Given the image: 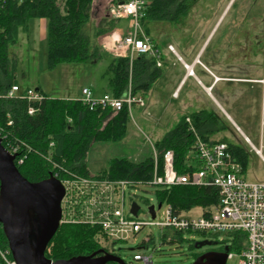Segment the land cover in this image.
<instances>
[{"label":"rangeland","instance_id":"obj_1","mask_svg":"<svg viewBox=\"0 0 264 264\" xmlns=\"http://www.w3.org/2000/svg\"><path fill=\"white\" fill-rule=\"evenodd\" d=\"M117 2L93 0L90 19L84 29L90 39L91 50L96 46L101 47V38L106 34L119 37L130 32L131 21L128 22V29L121 32L117 29L121 24L120 19H117L119 21L115 22L116 26L112 30L97 35L100 23L109 21L110 8ZM44 20L29 19L27 26L19 28L17 42L9 46L10 72L16 81L23 87L41 86L51 98L77 99L83 87L109 92L112 76L109 67L115 57L102 47L100 55L94 59L62 62L53 68L48 67V40ZM213 27L215 29L204 46ZM152 29L150 36L155 38L164 51L171 44L187 62L201 51L202 61L211 62V70L226 78L225 82L217 85L214 94L235 124L192 78L187 82L185 80L180 99L170 98L172 88L168 86H176L185 73L182 61L173 54L177 59L175 65L163 67L162 79L157 85L154 83L148 95L149 105L142 108L144 114L140 113L137 105L133 106L134 118H131L126 138L119 142H96L89 149L86 164L90 174L105 171L110 160L115 157L142 161L154 156L152 143H156L173 128L182 116L202 108H212L228 125L227 131L214 135L212 139H220L221 135L233 137L247 146L250 157L245 177L249 181L264 182V164L252 144L244 137H249L257 148H260L261 143L264 146V128L261 124L264 89L261 83L250 81L261 79L264 74V0L193 1L183 22L154 23ZM262 152L264 155V147ZM162 189L147 185L140 187L137 192L131 190V194L135 193L132 200L141 208L139 218H151L149 206L158 204V192ZM130 201L131 196L127 190V209ZM201 213V208L194 207L189 217H198ZM148 237L151 240L140 247ZM232 240L233 236L211 233L184 232L181 237H175L171 232L153 226L142 229L136 240L104 242L102 246L115 251L127 264H144L134 260L137 253L151 255L152 264H191L196 255L209 249H221L226 244L232 245ZM203 241L211 244L202 248L195 247L196 242ZM238 260L235 256L228 260V264H238Z\"/></svg>","mask_w":264,"mask_h":264},{"label":"trees","instance_id":"obj_2","mask_svg":"<svg viewBox=\"0 0 264 264\" xmlns=\"http://www.w3.org/2000/svg\"><path fill=\"white\" fill-rule=\"evenodd\" d=\"M193 1L197 0H148L140 18L146 35L152 34L154 23L183 22ZM92 5L93 0H8L1 8L0 15V94L17 83L10 72L9 46L17 42L19 28L27 26L31 18H45L48 21L49 68L62 62H84L99 56L101 47L96 46L91 50L90 39L84 32ZM117 21L119 20L109 16V21L100 23L97 35L112 30ZM150 38L161 50L155 38ZM161 59L164 61L163 56ZM162 69L157 66L155 57L146 54L137 56L132 66L127 58H114L109 67L112 73L109 93L123 95L131 80L134 91L145 95L162 75ZM30 105L39 109L33 115L28 113ZM8 113L14 121L13 126L6 128L10 138L24 141L32 147L31 151L26 150L24 162L18 165L21 174L31 182L47 179L50 173L54 175L57 170L55 163L85 175L90 174L86 157L92 145L96 142L122 141L128 134L131 121L127 106L118 111H93L77 99L51 98L47 95L46 99L36 104L27 100L0 98V120L4 125ZM187 116L192 119L198 134L204 140L226 142L236 161L242 164L246 172L250 157L247 146L233 137L221 135L220 139H212L214 135L228 130L224 119L212 108H202L182 116L173 128L154 143L159 152L160 164L163 153L173 150L178 172L185 173L197 168L195 157L191 155L195 136L186 122ZM3 145L6 146L5 142ZM153 167L154 156L142 161L115 157L110 160L105 171L96 175L109 179L148 181L153 176ZM158 197L160 201L172 204L178 211L211 206L219 200L217 189L213 186L180 185L163 188L158 192ZM230 236H233V244H226L221 250L228 247V251L240 252L245 245V235L235 232ZM102 237L103 233L97 227L62 223L49 244L46 256L56 261L92 254L102 248L117 254L102 246ZM8 249V240L0 225V264H8L1 254ZM7 258L13 259L11 252Z\"/></svg>","mask_w":264,"mask_h":264},{"label":"built area","instance_id":"obj_3","mask_svg":"<svg viewBox=\"0 0 264 264\" xmlns=\"http://www.w3.org/2000/svg\"><path fill=\"white\" fill-rule=\"evenodd\" d=\"M8 0H0L1 8ZM148 0H123L115 3L109 11L115 19H128L131 21L130 32L119 37L106 34L101 38V47L104 51L115 58H127L130 64L137 56L146 54L157 59V66L162 67V51L156 47L150 36L143 33L140 18ZM168 50L174 54L179 61L183 58L179 55L173 45ZM197 63V62H196ZM188 74H194L193 64H185ZM263 85L264 74L261 79L250 80ZM179 89L173 95L177 97ZM0 98H11L27 100L32 104L40 103L46 99V95L39 89L32 87L23 88L18 83ZM77 100L85 104L90 110H121L127 106L132 117V108L137 105L146 107V98L142 93H136L132 83L121 96L111 93L97 95L92 87H83L81 95ZM39 109L30 105L28 113L35 114ZM186 122L195 136L194 149L191 155L195 157L197 168L185 173H180L175 168V154L173 150L163 153L162 164L159 160V152L152 143L154 150L153 176L148 181L126 179H109L96 174H82L76 170H70L54 164L57 169L54 176L58 178L65 188V195L62 200V223L88 224L97 227L103 233L100 240L104 242H117L136 240L137 234L147 227H159L162 231H169L175 237L182 236L184 232L204 233L214 235H231L241 232L245 235V245L240 252L228 251V260L235 256L239 258L238 264H264V182L249 181L245 177L243 166L236 161L226 142L206 141L198 134L192 119L187 116ZM13 119L7 114L6 124L0 120V139L5 142V148L15 156L16 165H20L26 158V150L31 151L32 147L21 140H14L7 132V127L13 126ZM264 128V92H263V115L261 120ZM6 126V127H5ZM245 139L252 144L257 155L264 164L260 148L253 145L249 137ZM53 143H51V146ZM155 186L159 188H171L180 185L191 186H213L218 192L217 204L211 206H197L202 213L198 217H189L193 210L178 211L172 204L160 201L154 206L155 216L150 219H141L139 206L136 214L133 213V205L137 202L132 198L142 186ZM127 190L131 196L129 208L127 209ZM159 204L161 206L159 207ZM151 206V205H150ZM149 206V207H150ZM161 213V218L159 219ZM151 239L148 237L140 247ZM2 252V256L8 264H16ZM135 261H142L144 264H152V256L142 254L134 255Z\"/></svg>","mask_w":264,"mask_h":264},{"label":"water","instance_id":"obj_4","mask_svg":"<svg viewBox=\"0 0 264 264\" xmlns=\"http://www.w3.org/2000/svg\"><path fill=\"white\" fill-rule=\"evenodd\" d=\"M64 195L63 184L52 173L38 182L26 179L15 163V156L0 139V225L16 264H127L120 255L103 248L92 254L56 261L46 256L49 244L62 224ZM138 208V204L134 203V214ZM149 209L154 217V206ZM210 244L196 242L195 247ZM228 250L225 247L224 252L208 251L191 264H226Z\"/></svg>","mask_w":264,"mask_h":264},{"label":"crops","instance_id":"obj_5","mask_svg":"<svg viewBox=\"0 0 264 264\" xmlns=\"http://www.w3.org/2000/svg\"><path fill=\"white\" fill-rule=\"evenodd\" d=\"M118 1H123V0H118ZM228 5H227V7H228ZM44 21H45L46 29H47V27H48V21H47V19L44 20ZM120 22H121V24H120V26H118L117 29L119 31H121V32H125L128 29V22H129V20L128 19H120ZM214 29H215V27L212 28V31L210 32L209 36L207 37L206 41L204 42V46L207 43V41L209 40V38L211 37V34H212V32H213ZM161 51H162L163 56H164V61H163L162 68L164 66H167V65L174 66L175 65V60H177L176 57L173 54H171V52L169 50H166L165 49V51H164V49L162 48ZM200 52L201 51H199L198 53H196L194 56L192 55L193 57H192V60L190 62H187L184 59V57H182L180 55L183 58V61L181 63L183 65L184 69H185V73H184L183 77L180 79V81L178 82V84L176 86L173 87L172 84L170 85V87L168 86V88H172V91H170V98L172 100H178V99H180L181 93H182V90H183V84H184L185 80L187 82L189 79L192 78L196 82V84L198 86H200L201 89H203L205 91L207 97L211 101L214 100L219 106H221V104L217 100L214 92H215V89H216L217 85H219L222 81L225 82L226 81V78L224 76H222L220 73H216L215 71H212L211 70V64L212 63L211 62H204V61H202V56H201V53ZM187 56H190V54L187 53ZM185 64H190V65L193 64V66H194V74L193 75L188 74V72H187V70L185 68ZM161 79H162V75L157 79V81L155 82V85H157L158 84V81H160ZM184 86H185V84H184ZM23 88H25V87H23ZM39 88H41V91L48 96V94L46 93V91H45V89L43 87H41V86L40 87H36V89H39ZM93 89H94V91H95V93L97 95H101V94H104V93H109V92H106V91L98 92V91H96L95 88H93ZM152 89L147 94L144 95V97L146 98L147 105H149V102H150V99L148 98V95L151 93ZM177 89H179V94H178L177 97H175L173 95V93ZM137 108L140 111V113L144 114L142 112L143 109L141 107H138L137 106ZM221 109L223 110L222 106H221ZM225 114L231 119V116L228 113L225 112ZM131 118H134V116H133V109H132V117ZM231 121L234 123V121L232 119H231Z\"/></svg>","mask_w":264,"mask_h":264},{"label":"flooded vegetation","instance_id":"obj_6","mask_svg":"<svg viewBox=\"0 0 264 264\" xmlns=\"http://www.w3.org/2000/svg\"><path fill=\"white\" fill-rule=\"evenodd\" d=\"M212 250H213V251H217V252H224V250H221V249H217V250H216V249H209V250H207V252H208V251H212ZM204 253H206V252H203V253H200V254L196 255L195 258H194V260H195L197 257H199L200 255L204 254Z\"/></svg>","mask_w":264,"mask_h":264}]
</instances>
